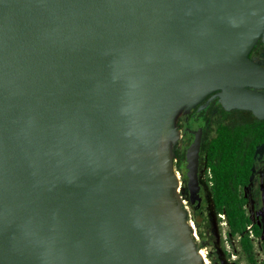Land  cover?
I'll use <instances>...</instances> for the list:
<instances>
[{"label":"water","instance_id":"1","mask_svg":"<svg viewBox=\"0 0 264 264\" xmlns=\"http://www.w3.org/2000/svg\"><path fill=\"white\" fill-rule=\"evenodd\" d=\"M259 40L264 0H0V264H202L176 120H264Z\"/></svg>","mask_w":264,"mask_h":264},{"label":"trees","instance_id":"2","mask_svg":"<svg viewBox=\"0 0 264 264\" xmlns=\"http://www.w3.org/2000/svg\"><path fill=\"white\" fill-rule=\"evenodd\" d=\"M241 117L242 120L235 123H217L214 134L202 141L198 176L207 179L204 188L209 207L201 205L194 209L187 201L191 207L190 218L200 241L197 249L206 248L212 264H230L226 261L227 253L220 246L218 215L226 218L227 242L232 246V241H236L247 264H257L250 232L256 237H263L264 251L263 229L247 212L248 198L244 192L264 163V120L245 113ZM184 160V152L176 153L174 167L181 177L180 195L188 200V178L182 164Z\"/></svg>","mask_w":264,"mask_h":264},{"label":"flooded vegetation","instance_id":"3","mask_svg":"<svg viewBox=\"0 0 264 264\" xmlns=\"http://www.w3.org/2000/svg\"><path fill=\"white\" fill-rule=\"evenodd\" d=\"M260 48H263L262 50ZM260 49V51H259ZM248 58L254 62L259 63L262 67H264V43H262L260 40L256 43V45L250 50L248 54ZM261 93H264V90L260 91ZM214 93L209 94L204 100H202L198 105L193 107L191 110L184 113L182 112L176 120V126L180 133V139L177 141L175 147H174V157L176 156V153H182L185 154V160L182 163L184 167V171L187 174V162H186V151L189 149L195 142L196 135L199 132V152H198V167H197V177H198V185H199V192H200V205H202V202L206 199L205 195V188H204V177H199V164H200V152H201V146L202 141L214 134V126L217 123H223V122H232L235 123L237 121L242 120L243 113L249 115L252 117V113L250 111L245 110H231L226 111L223 109L222 105L219 103L217 98H213L209 104L205 106V103L207 102L208 98H210ZM216 108V112L213 113V117L206 116V112ZM201 107V109H200ZM223 113H226V116L223 115ZM254 117V116H253ZM237 120V121H236ZM175 162V161H174ZM180 174V173H179ZM181 180V177H180ZM205 180H207L205 178ZM252 190V193L250 192ZM245 194L248 198V204H252L253 202L254 208H255V215L251 216L252 220L255 223H259L261 228L264 232V163L260 166L258 171L253 175L251 185L248 186L244 190ZM189 193V191H188ZM247 204V205H248ZM191 207H193L190 204ZM198 207V208H199ZM252 240H253V246L257 245V253L263 254L264 251L262 249L263 245V237H256L252 233ZM257 241V243H255ZM256 259V255H255ZM257 261V260H256ZM260 264V262H258Z\"/></svg>","mask_w":264,"mask_h":264},{"label":"rangeland","instance_id":"4","mask_svg":"<svg viewBox=\"0 0 264 264\" xmlns=\"http://www.w3.org/2000/svg\"><path fill=\"white\" fill-rule=\"evenodd\" d=\"M216 112V108H214L213 106V109L209 110L206 112V116H208L209 118L210 117H213V113ZM224 116H226V113H223ZM237 121V120H236ZM241 121V120H240ZM204 181L205 180V176H204ZM252 193V190L250 191ZM208 197L204 200V202H202V205L205 206V207H209V202H208ZM252 204H248L247 205V212L250 214V216H253L255 215V208H254V205H253V202H251ZM186 211H187V215H188V220L190 221V223H192V226H193V232L195 234V239H196V244H199L200 241H199V238L198 236L196 235L195 231H196V228L194 226V223L192 222L190 216H191V207L186 203ZM264 211V209H263ZM218 232L220 234V246L221 248L223 247L224 248V251L227 253L228 257H226V261L229 262L230 264H247L245 258H244V255L241 253L239 247L237 246V243L236 241H232V246L229 244V242H227L226 240V228L224 226H222L220 224V221L218 223ZM255 243H257V241H255ZM257 245H254V254L256 255V260H257V264H259L258 262H260V264H264V256L263 254H260L259 252L257 253ZM201 250V249H200ZM204 254H205V257H206V260H207V263L206 264H212L210 262V260L208 259L207 257V250L206 248H202ZM202 264H205V262L202 260L201 261Z\"/></svg>","mask_w":264,"mask_h":264},{"label":"built area","instance_id":"5","mask_svg":"<svg viewBox=\"0 0 264 264\" xmlns=\"http://www.w3.org/2000/svg\"><path fill=\"white\" fill-rule=\"evenodd\" d=\"M175 173H176V175L178 177V180L180 181V174H179V172L176 169H175ZM179 185L181 186V181H180ZM184 205L186 206V202L184 203ZM218 217L220 218V224L226 228L225 232H227L228 225H227L225 216L224 215H218ZM248 229H249V227H248ZM250 237L252 238L251 232H250Z\"/></svg>","mask_w":264,"mask_h":264},{"label":"bare ground","instance_id":"6","mask_svg":"<svg viewBox=\"0 0 264 264\" xmlns=\"http://www.w3.org/2000/svg\"><path fill=\"white\" fill-rule=\"evenodd\" d=\"M192 224V223H191ZM195 233H196V231H195ZM200 256L202 257V259H203V261L205 262V264L207 263V260H206V257H205V254H204V252H203V250L201 249L200 250Z\"/></svg>","mask_w":264,"mask_h":264}]
</instances>
